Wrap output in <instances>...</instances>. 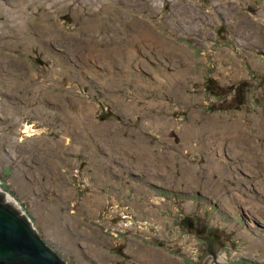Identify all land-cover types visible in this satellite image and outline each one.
<instances>
[{
    "label": "rangeland",
    "instance_id": "obj_1",
    "mask_svg": "<svg viewBox=\"0 0 264 264\" xmlns=\"http://www.w3.org/2000/svg\"><path fill=\"white\" fill-rule=\"evenodd\" d=\"M0 4V178L63 257L264 264V0Z\"/></svg>",
    "mask_w": 264,
    "mask_h": 264
},
{
    "label": "water",
    "instance_id": "obj_2",
    "mask_svg": "<svg viewBox=\"0 0 264 264\" xmlns=\"http://www.w3.org/2000/svg\"><path fill=\"white\" fill-rule=\"evenodd\" d=\"M3 185L0 178V264H71L44 238L34 224V218ZM207 253L214 255V264H251L220 263L215 259L212 243L203 251L202 257ZM202 257L199 256L200 261Z\"/></svg>",
    "mask_w": 264,
    "mask_h": 264
},
{
    "label": "bare ground",
    "instance_id": "obj_3",
    "mask_svg": "<svg viewBox=\"0 0 264 264\" xmlns=\"http://www.w3.org/2000/svg\"><path fill=\"white\" fill-rule=\"evenodd\" d=\"M2 3V2H1ZM42 3V2H41ZM1 5V4H0ZM3 5V4H2ZM3 7V6H2ZM5 10H6V8H4ZM15 9V8H14ZM17 9H19V8H17ZM2 10V9H1ZM16 10V9H15ZM21 9H19V11H20ZM7 11V10H6ZM108 11V10H107ZM15 12V11H14ZM14 12H12V13H14ZM8 13H9V11H8ZM7 13V14H8ZM74 13V12H73ZM15 14V13H14ZM74 15V14H73ZM17 16V15H16ZM19 16V15H18ZM50 16V15H49ZM43 17V16H42ZM46 17H48V16H46ZM131 17H132V15H131ZM21 18V17H20ZM19 18V19H20ZM45 18V17H44ZM15 19H16V17H15ZM18 19V18H17ZM16 19V20H17ZM46 19H48V18H46ZM14 20V19H13ZM13 20H11L12 22H13ZM15 21V20H14ZM50 21V20H49ZM25 22V21H24ZM43 22V21H42ZM26 23V22H25ZM8 24V23H7ZM13 24H15V23H13ZM27 24V23H26ZM101 24V23H100ZM58 25V24H57ZM2 26V25H1ZM15 26V25H14ZM25 26V25H24ZM42 26V25H41ZM101 26V25H100ZM99 26V27H100ZM9 27V26H8ZM26 27V26H25ZM30 27V26H29ZM46 27V26H45ZM48 27V26H47ZM51 27H53V26H51ZM138 27H139V31H138ZM138 27H136L135 29H133V32H135V35H138V37L140 38V36H143V37H145V38H147V39H149V40H151V41H155V40H157L158 39V41H159V43L161 42V43H167L166 41L167 40H165V37H162L160 34H159V32H157L155 29H154V27L151 25V23H150V25H148V24H146L145 26L143 25L142 27H140L139 25H138ZM1 28V27H0ZM43 28V27H42ZM49 28V27H48ZM29 29V28H28ZM51 29V28H50ZM40 30V29H39ZM44 30H45V28H44ZM47 30V29H46ZM55 30V29H54ZM44 33V32H43ZM50 33V32H49ZM54 33V32H53ZM46 34H47V32H46ZM45 34V35H46ZM21 35V34H20ZM24 35V34H23ZM50 36H52V35H50ZM24 37V36H23ZM47 38V37H46ZM142 38V37H141ZM140 38V39H141ZM22 39V38H21ZM41 39H42V37H41ZM132 39H133V41H134V38L132 37ZM132 41V40H131ZM134 44V43H133ZM168 44H170L171 46H174V48H178L180 51H182V50H184V48H183V46L182 45H177V44H175L174 42H169L168 41ZM138 45V44H137ZM132 52H134V50L133 51H131L130 50V52H129V54H132ZM132 55H128V58L130 59V57H131ZM2 58L3 57H1L0 59L2 60ZM4 62V61H3ZM10 63V62H9ZM8 63H6V65H7ZM10 76H12V75H10ZM112 76V75H111ZM113 77V76H112ZM105 79V78H104ZM12 80V79H11ZM112 81V80H111ZM105 83V82H104ZM111 85V84H110ZM113 85H114V82H113ZM112 86V85H111ZM38 88V87H37ZM9 89V88H8ZM7 89V90H8ZM12 92V91H11ZM47 92V91H46ZM49 92V91H48ZM45 95V94H44ZM48 95V94H47ZM52 95V94H51ZM177 95V97L178 98H181V99H186L187 97H188V95L183 91V90H179V92L176 94ZM54 96H55V94H54ZM47 97V96H46ZM52 97V96H51ZM111 98V97H110ZM112 100V99H111ZM150 102H152V101H150ZM156 103V102H155ZM163 103V102H162ZM161 103V104H162ZM151 104V103H150ZM135 105V104H134ZM44 106V105H43ZM85 107H87V108H90V107H92V106H90L89 105V103L88 104H86V106ZM36 108V107H35ZM126 108H128V107H126ZM80 107L75 111H73L74 113H71L72 114V122H71V125H72V129L73 130H75V132H76V129H75V127L76 126H80V127H82V130L84 131V132H87V129H88V124H89V126H91V124L90 123H85V121L83 120V118H84V114H85V112H81L80 110ZM83 109H85V108H83ZM126 110V109H125ZM82 111H84V110H82ZM193 112H196V114H198L197 113V111H193ZM192 114V113H191ZM201 115V114H200ZM67 116V115H66ZM68 116H70V115H68ZM155 116V115H154ZM19 117V116H18ZM160 117H161V119H160ZM213 118H211V125L213 126V125H215L214 123H219L218 121H216V119H213ZM150 120H153L152 118H150V116L148 117V118H145V119H143L142 121H143V124H148V122H149V124H152V123H150ZM157 124H165V126H167L168 124H175V122L173 121V120H171V119H169L167 116H164V115H161V116H157L156 117V119L154 120ZM224 121V120H223ZM69 122V123H70ZM25 125V124H24ZM224 125H227V123H225ZM230 125H231V127H233L234 128V126H235V129H237L238 128V123H236L235 121H231V123H230ZM159 126V125H158ZM26 127V126H25ZM28 127V126H27ZM26 127V128H27ZM211 127V126H210ZM70 128V127H69ZM28 129V128H27ZM26 129V130H27ZM91 129V128H90ZM169 129H170V127H169ZM213 129V128H212ZM235 129H233V130H235ZM29 130V129H28ZM190 130H192L191 128L189 129V128H187V126H185V130L183 129V131H181L180 132V134L182 135V137L183 138H188V136L189 135H187L189 132L188 131H190ZM30 131V130H29ZM32 131V130H31ZM34 131V130H33ZM82 131V132H83ZM236 131V130H235ZM191 132V131H190ZM195 132H198V133H200V130L199 131H195ZM30 133V132H29ZM29 133H27V134H29ZM194 133V132H193ZM202 133V132H201ZM118 134H120V133H118ZM226 134V135H225ZM212 135H213V137H212ZM18 136V135H17ZM96 136H98V135H96ZM122 136V135H121ZM225 136H229L230 137V135L229 134H227V133H219L217 130L215 131V130H212V132H208V135H207V137L205 138V143H207V144H209L210 145V149H211V151H213L212 152V155H213V158H212V161H213V165H215V163L216 164H218V165H220V162L219 163H217V158H216V155H217V152H219V151H221V150H218L222 145H223V143H224V138H225ZM181 137V138H182ZM13 138V137H12ZM16 138V137H15ZM97 138V137H96ZM65 139V138H64ZM227 139V138H226ZM231 141H232V143L234 142V141H236L234 138H232L231 137ZM34 140V139H33ZM67 141H68V137H67V139H66ZM125 140V139H124ZM123 140V141H124ZM204 140V139H203ZM65 141V140H64ZM95 141H96V139H95ZM120 141H122V140H120ZM126 142V143H125ZM125 145L126 146H128L129 148H131V146H134V147H137V146H135V145H131V144H134V143H132V141L130 140V139H126L125 140ZM226 142V141H225ZM117 143V142H116ZM137 143V142H136ZM140 143V142H139ZM186 143V142H185ZM188 143V142H187ZM228 143V142H227ZM235 143V142H234ZM206 145V144H205ZM235 145V144H234ZM233 145V146H234ZM120 146H121V144H120ZM140 147H137V148H141L142 150H146L147 149V152H150V150H151V148L149 147V146H146V145H144L143 143L141 144V145H139ZM145 146H146V149H145ZM117 147V146H116ZM122 147V146H121ZM120 147V148H121ZM124 147V146H123ZM122 147V148H123ZM16 149V148H15ZM128 149V148H127ZM132 149V148H131ZM124 150V149H123ZM140 150V149H139ZM141 150V151H142ZM136 151H137V149H136ZM135 151V152H136ZM223 151V150H222ZM138 152V151H137ZM136 155V154H135ZM150 155V154H149ZM147 156L146 155V157L145 158H153V155H150V156ZM220 155V157H222V155L223 154H219ZM155 158V157H154ZM216 158V159H215ZM149 161V160H148ZM155 161V160H154ZM159 162V161H158ZM152 163V162H151ZM155 163H153V165H154ZM159 164V163H158ZM160 165V164H159ZM159 165H157L158 167H159ZM162 165V164H161ZM149 166V165H148ZM185 166V165H184ZM216 166V165H215ZM156 167V166H155ZM157 167V168H158ZM190 168V167H189ZM188 168V169H189ZM184 170V169H183ZM193 174V173H192ZM7 198H8V196H7ZM10 198V197H9ZM98 198V197H97Z\"/></svg>",
    "mask_w": 264,
    "mask_h": 264
},
{
    "label": "trees",
    "instance_id": "obj_4",
    "mask_svg": "<svg viewBox=\"0 0 264 264\" xmlns=\"http://www.w3.org/2000/svg\"><path fill=\"white\" fill-rule=\"evenodd\" d=\"M4 186V185H3Z\"/></svg>",
    "mask_w": 264,
    "mask_h": 264
}]
</instances>
